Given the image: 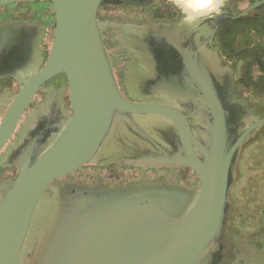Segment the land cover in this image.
<instances>
[{"label":"water","instance_id":"1","mask_svg":"<svg viewBox=\"0 0 264 264\" xmlns=\"http://www.w3.org/2000/svg\"><path fill=\"white\" fill-rule=\"evenodd\" d=\"M16 1L23 0H0V6ZM52 3L55 32L49 57L6 110L0 148L39 88L56 75L66 77L72 113L65 118L41 117L15 157L14 178L0 181V264H221L238 157L251 133L264 125V117L240 128L244 111L239 116L227 101L233 76L220 66L216 53L209 54L202 43L182 33L178 23L153 30L167 45L154 52L167 61L168 54L174 58L170 75L156 77L149 90L133 100L122 95L97 13L104 7L151 6L156 0ZM261 5L264 0L236 15L218 14L215 28L222 20L244 17ZM146 37L134 44L145 58L152 57ZM137 117L160 119L149 134ZM111 135L119 140L107 162L154 170L188 167L199 188L71 182L52 188L54 181L98 161ZM128 135L137 141L128 143ZM259 152L249 166L255 185L264 184V149ZM239 170L233 195L245 188L246 167L240 165ZM241 211L242 203L233 214ZM235 244L239 264L244 251Z\"/></svg>","mask_w":264,"mask_h":264},{"label":"flooded vegetation","instance_id":"2","mask_svg":"<svg viewBox=\"0 0 264 264\" xmlns=\"http://www.w3.org/2000/svg\"><path fill=\"white\" fill-rule=\"evenodd\" d=\"M254 2L256 1L223 0V7L219 14H239ZM217 16H204L197 24L186 25L183 23L179 10L173 6L172 0H156V3L151 6L124 5L101 8L97 13V18L100 22L102 42L122 95L133 100L140 91L147 92L150 82L153 83L156 77L167 76V73L170 75L169 72L171 73L174 68L170 60L173 61L174 58L168 54L167 61V58H163L164 55L161 54L163 56L161 57L154 52L159 48L164 49L167 45L163 44V37L156 38L153 30H163L165 25L178 23L182 26V33L190 35L193 41L202 43L203 49L209 54L216 53L220 59V66L225 69L226 73H231L233 76V86L227 95V101L233 105L239 116H242L244 111L240 128L244 129L256 119L264 117V99L254 97L239 83L240 65L237 60L226 52L224 53L220 34L225 19L215 28L214 19ZM54 32L55 9L52 0H23L0 6V124L6 110L24 83L45 65ZM150 34L152 37H149ZM143 36H147L145 42L150 46L147 50L152 57L148 55L146 58L143 57L134 46L137 38L141 39ZM252 70L253 75L261 74L257 67H253ZM71 113L66 77L63 74L56 75L39 88L12 135L0 148V181H9L14 178L16 174L15 157L25 138L34 133L41 117L53 118L54 115H59L65 118ZM159 119L137 117L136 121L151 134ZM126 138L128 143L137 141L134 135H128ZM117 139L116 135L109 136L101 149L98 161L54 181L51 184L52 188L68 182L87 186L103 184L108 187L167 183L199 188L200 183L196 174L188 167L174 170L159 167L154 170L121 167L107 162V158L117 148ZM128 143L124 144L125 149L129 146ZM258 143L260 145L256 153L260 154V148L264 149V125L251 133L238 157L237 176L231 187V204L222 237L224 249L221 264H235L237 261L235 242L240 247V252L244 251L241 255L244 260L239 264L255 263V261L252 263L246 261L250 259L259 262L255 264H264V184L262 181L260 185L259 182L254 184L249 174L251 171L249 166L252 164L248 160V151ZM240 165L241 168L246 167V171L243 172L247 174L246 182L243 183L245 191L241 197V228L231 220L234 196L232 193L239 180ZM243 172L242 178L244 177Z\"/></svg>","mask_w":264,"mask_h":264},{"label":"trees","instance_id":"3","mask_svg":"<svg viewBox=\"0 0 264 264\" xmlns=\"http://www.w3.org/2000/svg\"><path fill=\"white\" fill-rule=\"evenodd\" d=\"M254 35L262 42L252 46ZM220 37L224 53L237 60L240 65L239 83L254 97L264 99V5L244 17L225 19ZM253 67H257L261 74L253 75Z\"/></svg>","mask_w":264,"mask_h":264},{"label":"clouds","instance_id":"4","mask_svg":"<svg viewBox=\"0 0 264 264\" xmlns=\"http://www.w3.org/2000/svg\"><path fill=\"white\" fill-rule=\"evenodd\" d=\"M172 3L186 25H195L204 16L218 15L223 7V0H172Z\"/></svg>","mask_w":264,"mask_h":264},{"label":"rangeland","instance_id":"5","mask_svg":"<svg viewBox=\"0 0 264 264\" xmlns=\"http://www.w3.org/2000/svg\"><path fill=\"white\" fill-rule=\"evenodd\" d=\"M260 42L259 39H255L254 43L258 44ZM263 60H264V56H263ZM259 148V143L258 145H255L254 147L251 148V150L249 151L250 153H248V160L249 162H251L250 164H252L253 166V159L251 158L252 156H254L257 152V149ZM261 149V148H260ZM250 166V167H252ZM245 191V189H243L240 193L234 195L233 197V205H232V209H231V220L235 221L236 226L241 228V224H242V218L241 215L239 214H233L234 209L239 208V205L241 204L242 201V193Z\"/></svg>","mask_w":264,"mask_h":264}]
</instances>
